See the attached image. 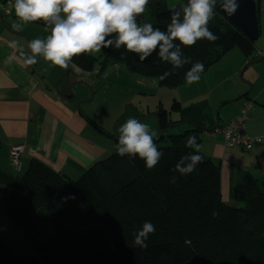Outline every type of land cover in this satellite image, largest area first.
Returning a JSON list of instances; mask_svg holds the SVG:
<instances>
[{
	"label": "trees",
	"instance_id": "16d2710c",
	"mask_svg": "<svg viewBox=\"0 0 264 264\" xmlns=\"http://www.w3.org/2000/svg\"><path fill=\"white\" fill-rule=\"evenodd\" d=\"M181 3L186 0L174 4L149 0L141 22L165 31L170 9ZM209 28L219 38L182 47L191 63L160 84L178 85L186 81L192 63L202 62L206 71L234 47L245 55L252 53V42L218 10ZM102 50L104 61H120L143 75L156 78L171 69L158 53L139 62L135 54L122 56L123 47ZM94 59L82 54L72 62L88 69ZM173 105L177 108L179 102ZM205 105L187 106L179 120L170 119L164 107L155 110L161 130L157 140L166 143L156 144L163 156L152 170L138 157H121L116 152L95 161L75 179L36 158L22 173L0 168V206L32 248L11 253L0 238V264H264V189L256 179L245 176L247 199L228 202L221 196L218 164L202 152L203 163L192 174L183 177L171 171L191 151L185 147L189 135L195 134L201 143L204 132L219 125ZM180 124H187L181 132L169 131ZM173 175L179 176L175 184L169 182ZM145 220L152 221L156 231L146 250L133 248L130 231ZM47 224L50 235L37 243Z\"/></svg>",
	"mask_w": 264,
	"mask_h": 264
},
{
	"label": "clouds",
	"instance_id": "9594fccd",
	"mask_svg": "<svg viewBox=\"0 0 264 264\" xmlns=\"http://www.w3.org/2000/svg\"><path fill=\"white\" fill-rule=\"evenodd\" d=\"M148 5L149 0H15L14 11L19 23L14 27L21 29L36 21L45 25L48 35L30 42L32 55L28 63L43 57L52 66L68 68L75 56L123 47L122 56L132 53L139 62H144L158 53L160 61L171 65L170 70L154 78L153 83H158L191 63L182 47H192L201 39L216 41L219 38L209 28L217 8L231 17L239 8V0H186L170 9V22L165 31L151 22H141ZM203 71L202 62L192 63L185 73L186 83H198ZM156 139L155 132L147 124L128 118L118 128L116 153L121 157H138L147 170H152L163 156ZM185 147L191 151L182 155L171 169L183 177L195 172L203 163L201 145L195 134L186 138ZM179 176L173 175L169 182L175 184ZM155 231V224L145 220L130 231L131 246L146 250Z\"/></svg>",
	"mask_w": 264,
	"mask_h": 264
},
{
	"label": "crops",
	"instance_id": "0c3cea01",
	"mask_svg": "<svg viewBox=\"0 0 264 264\" xmlns=\"http://www.w3.org/2000/svg\"><path fill=\"white\" fill-rule=\"evenodd\" d=\"M260 36L261 33L258 39ZM16 37L24 39L21 34L0 26V168L7 173H20L8 163V152L12 145L21 143L20 165L24 170L31 159L36 158L70 178L79 177L89 165L111 153V146L107 145L109 140L101 128L81 117L73 104L63 98V95L70 96L71 86L60 88V96L47 81L45 73L27 62L28 48L21 50ZM251 42L254 49L243 69L264 51L263 43ZM250 79V93L234 106L232 114L222 113L219 109L236 101L239 97L233 96L241 88L227 90L225 94L222 91L212 106L202 101L206 103L207 114L219 124L237 118L245 101H252L244 121L245 132L260 139L253 142L251 149L226 146L221 136L208 138L205 133L203 138L207 142L201 145L202 140L200 143L202 154L219 166L221 196L228 202L244 199L247 192L243 182L247 174L264 189V77L258 75ZM217 104L219 113L216 114L213 106ZM0 187L3 193L1 184Z\"/></svg>",
	"mask_w": 264,
	"mask_h": 264
},
{
	"label": "rangeland",
	"instance_id": "374dc122",
	"mask_svg": "<svg viewBox=\"0 0 264 264\" xmlns=\"http://www.w3.org/2000/svg\"><path fill=\"white\" fill-rule=\"evenodd\" d=\"M176 1L169 0L171 4ZM14 3L15 0H0V26L11 33L16 32L24 37V39L16 37V40L21 45V50L28 48L27 58H29L32 55L29 47L30 42L37 38L43 39L48 33L45 32V25L42 21L28 23L21 29L15 28L14 24L19 23V21L15 15ZM258 6L260 38L264 39V0H258ZM260 38L256 40V44L263 43L261 45L263 46L264 40L261 42ZM91 55L95 59L88 69H81L71 62L67 73L66 68L52 66L43 57H36L35 62L30 63V65L45 73L47 81L57 94H61L59 90L62 87H72L75 100L70 101L71 104L81 117L92 123L93 126L102 129L108 138L107 140H109L107 145L111 146V153L116 152L118 128L128 118H136L147 124L155 132L156 137L159 138L160 129L155 114L158 107H164L170 119L179 120L183 117L187 106L193 103L199 104L202 101L212 106L219 100L222 91L225 94L227 90L241 88L242 90L233 96L234 98L239 97L236 98V101L219 109L222 113L232 114L235 112L234 106L238 102H242L250 93L248 91L252 83L250 78H255L258 75L264 77V63L262 60L253 62L243 69L251 54L245 55L238 47L226 52L219 61L201 73V79L198 83L189 85L184 81L175 86H166L159 82L153 83L154 77L132 71L120 61L113 59L104 61L105 52L103 50ZM65 73L66 75L63 76ZM58 78L60 79L55 89V82ZM258 84L259 82L256 83V86ZM175 100L179 102L177 108L173 105ZM77 102H80L79 106H77ZM217 106L218 104L213 107L216 109ZM186 125L173 126L169 131L172 133L181 132L186 128ZM206 142L207 140L203 138L201 145ZM155 143L161 145L166 142L164 139H156ZM117 161L121 160L117 159ZM23 170L20 165L18 172L22 173ZM101 177L104 178L105 175ZM1 188L0 194L2 193ZM243 198L244 200L247 199L248 194ZM50 231L51 226L47 224L37 243L48 237ZM0 238L11 253H27V251L32 250L1 206Z\"/></svg>",
	"mask_w": 264,
	"mask_h": 264
},
{
	"label": "built area",
	"instance_id": "2783aa9c",
	"mask_svg": "<svg viewBox=\"0 0 264 264\" xmlns=\"http://www.w3.org/2000/svg\"><path fill=\"white\" fill-rule=\"evenodd\" d=\"M264 63V54L260 52V56ZM252 102L247 100L242 106L239 116L233 120L224 122L223 124H217L211 129L206 130L204 133L208 138H214L221 136L226 146H239L245 150L252 148L253 142L260 138H253L245 132V119L248 118L247 111L250 108ZM23 151V144L17 143L11 146L8 152V163L10 166L18 170L20 168V156Z\"/></svg>",
	"mask_w": 264,
	"mask_h": 264
},
{
	"label": "water",
	"instance_id": "95a60500",
	"mask_svg": "<svg viewBox=\"0 0 264 264\" xmlns=\"http://www.w3.org/2000/svg\"><path fill=\"white\" fill-rule=\"evenodd\" d=\"M258 4L256 0H239V8L235 15L229 17L224 14L219 8L217 10L230 22L232 23L237 29H239L242 34L251 41H255L258 39L260 34V23H259V15L257 13ZM264 54V51H263ZM261 55L257 60H252L249 63L257 62L262 60ZM69 67L66 68V73L68 72ZM65 73V74H66ZM55 82V88L56 87ZM71 88V87H70ZM60 96H62L60 94ZM63 98L68 101H74V93L71 89L70 96L63 95ZM80 102H77V106H79ZM218 112V108L216 109V114ZM161 131V130H160Z\"/></svg>",
	"mask_w": 264,
	"mask_h": 264
},
{
	"label": "flooded vegetation",
	"instance_id": "af4514ba",
	"mask_svg": "<svg viewBox=\"0 0 264 264\" xmlns=\"http://www.w3.org/2000/svg\"><path fill=\"white\" fill-rule=\"evenodd\" d=\"M257 4H258V0H256Z\"/></svg>",
	"mask_w": 264,
	"mask_h": 264
}]
</instances>
